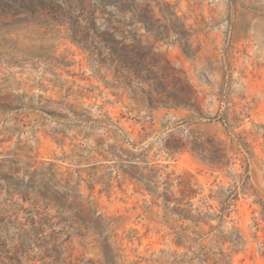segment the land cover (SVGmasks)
<instances>
[{
  "label": "rangeland",
  "instance_id": "obj_1",
  "mask_svg": "<svg viewBox=\"0 0 264 264\" xmlns=\"http://www.w3.org/2000/svg\"><path fill=\"white\" fill-rule=\"evenodd\" d=\"M201 252L264 264V0H0V264Z\"/></svg>",
  "mask_w": 264,
  "mask_h": 264
},
{
  "label": "trees",
  "instance_id": "obj_2",
  "mask_svg": "<svg viewBox=\"0 0 264 264\" xmlns=\"http://www.w3.org/2000/svg\"><path fill=\"white\" fill-rule=\"evenodd\" d=\"M239 144H242L240 141H238ZM170 148V147H169ZM95 184L96 182H90L88 183V186L91 190H93L95 188ZM101 186L98 188L99 192L102 191H108L111 187V182L109 178H106L102 181V183H100ZM236 199V195L235 197H232ZM166 200V204H168L170 202L169 199H165ZM177 201H179L180 199H175ZM230 199L225 198L222 200V202H227ZM212 207H209V209L207 210H203V209H196L195 210V216L196 219L195 221H193V228H191L190 226L186 225L184 226V230H188L189 234H182V236H186V238H188V240L194 241L196 243L200 244V250L204 249V244L202 243V241L204 240L205 237H208L209 235L211 236V239L216 243V244H222V243H226V242H230V239L228 237V235L224 232L223 229H220V227H222V223L224 222L226 217H229L231 211L229 209H227L226 207H220L219 209L216 210H212ZM179 220L183 223L188 221L189 219L187 217H185L184 215L182 216H178ZM87 219L92 220L96 223L97 226L100 227L99 221L96 218H91L90 216L87 217ZM215 220L216 223L215 224H211L210 221ZM86 227V226H83ZM81 228V227H80ZM78 229L77 231L73 232V233H69L68 237H70V239H72L75 235L79 236L80 238H82L84 236V233L80 232L81 229ZM176 235H181V234H176ZM173 243L176 244L177 247H181V246H185L184 243H178V241L173 238L172 239ZM103 247L105 249L106 252H109V246L106 243V241H103ZM215 254V253H214ZM201 255L203 257H201L202 261H205L207 264H215L217 260H215L214 258H210L206 252H201ZM218 260H220L221 262L226 263L223 259V257L220 255L217 258ZM210 260H213V263H209ZM98 264H102V262L97 261Z\"/></svg>",
  "mask_w": 264,
  "mask_h": 264
}]
</instances>
